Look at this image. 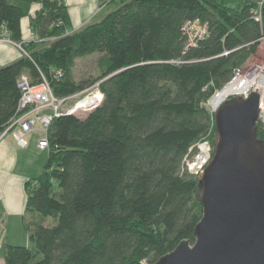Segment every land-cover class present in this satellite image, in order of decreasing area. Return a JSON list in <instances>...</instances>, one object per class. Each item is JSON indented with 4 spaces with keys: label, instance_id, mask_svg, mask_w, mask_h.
I'll return each instance as SVG.
<instances>
[{
    "label": "trees",
    "instance_id": "trees-1",
    "mask_svg": "<svg viewBox=\"0 0 264 264\" xmlns=\"http://www.w3.org/2000/svg\"><path fill=\"white\" fill-rule=\"evenodd\" d=\"M115 3L69 32L65 0H0V29L28 54L0 67V133L17 114L21 74L34 83L45 76L65 97L87 83L73 81L75 60L98 54L94 81L103 80L98 107L48 128L44 169L26 184L25 211L40 220L27 246H4L7 264H154L180 241H194L199 180L180 174V163L208 132L215 151L214 117L202 101L256 52L264 20L254 21L244 0ZM23 18L35 36L28 41ZM196 18L208 35L187 47L182 28ZM256 136L264 141L258 123Z\"/></svg>",
    "mask_w": 264,
    "mask_h": 264
},
{
    "label": "water",
    "instance_id": "water-1",
    "mask_svg": "<svg viewBox=\"0 0 264 264\" xmlns=\"http://www.w3.org/2000/svg\"><path fill=\"white\" fill-rule=\"evenodd\" d=\"M259 95L233 97L214 114L217 145L198 181L202 215L194 241L154 264H264V141Z\"/></svg>",
    "mask_w": 264,
    "mask_h": 264
},
{
    "label": "built area",
    "instance_id": "built-area-1",
    "mask_svg": "<svg viewBox=\"0 0 264 264\" xmlns=\"http://www.w3.org/2000/svg\"><path fill=\"white\" fill-rule=\"evenodd\" d=\"M114 1L125 4L129 0ZM244 1L253 5L249 10L250 17L262 25L264 0ZM182 29L187 38V47L194 46L208 35L207 24L197 18L186 21ZM260 39L264 41V36ZM0 40L15 44L24 56H28L20 43H15L9 38L4 25L0 29ZM54 77L60 79L62 72L55 71ZM99 83L100 81L89 88L65 97H57L53 94L50 83L45 76L40 75L39 80L34 83L28 74H21L18 79L20 98L17 105V114L7 128L0 133V139L11 133L16 144L24 148L27 145L26 137L28 134L34 132L36 126H39L43 129L44 135L38 140L37 147L40 150H48L47 131L52 120L60 115H84L98 107L103 100V93L98 86ZM252 92L259 95L257 123L264 126V59L260 62H249L245 66L233 68L230 78L205 100L203 106L214 117L220 105L226 100L233 97L245 99ZM209 133L190 145L181 160L180 174L194 179L202 176L214 153V146L209 140ZM1 247L2 243L0 242ZM0 264L7 263L0 259Z\"/></svg>",
    "mask_w": 264,
    "mask_h": 264
},
{
    "label": "crops",
    "instance_id": "crops-1",
    "mask_svg": "<svg viewBox=\"0 0 264 264\" xmlns=\"http://www.w3.org/2000/svg\"><path fill=\"white\" fill-rule=\"evenodd\" d=\"M65 4L71 23L69 32L103 18L116 8L112 0H65ZM36 8L33 6L30 12ZM21 29L24 41L35 37L27 18L22 19ZM21 57L23 53L15 44L0 40V67ZM27 137L24 148L16 144L11 133L0 139V259L6 245L27 246L29 234L40 220L38 214L25 211L26 184L43 171L48 152L37 147L43 137L39 127Z\"/></svg>",
    "mask_w": 264,
    "mask_h": 264
},
{
    "label": "rangeland",
    "instance_id": "rangeland-1",
    "mask_svg": "<svg viewBox=\"0 0 264 264\" xmlns=\"http://www.w3.org/2000/svg\"><path fill=\"white\" fill-rule=\"evenodd\" d=\"M223 1L226 2L227 5H230V6H235L239 2V0H223ZM112 4L115 6L118 5L115 2H112ZM263 20H264V10L262 9V23H263ZM99 56L100 55H98V54L86 55L84 57L76 59L74 62V66L72 69V79L76 83L83 82V81L87 82L85 85V88H83V89L89 88L91 85H94L95 83L98 82V81H94V80H96V78L99 76V73L97 70V61H98ZM263 59H264V41H261V39H260L256 52L254 54H252L251 56H249V58L247 59L248 60L247 63H249V62H260ZM247 63H245L243 66H245ZM99 81L101 83L103 80H99ZM100 83L98 85L99 88H100ZM204 101H205V99L202 102L204 103ZM203 103H202V105H203ZM86 114L87 113H85V115ZM60 116H62V115H60ZM83 116L84 115H80L78 117H83ZM52 122H53V120H52ZM50 125H49V127H50ZM37 127H39V126H37ZM39 129L43 132V135H44L43 129L40 127H39ZM35 134H37V133H35ZM26 141L28 142V137L26 138ZM199 179L200 178H197V180H199ZM200 194H201V189L198 188V195H200ZM45 224L52 225L53 224L52 219L47 217L45 220Z\"/></svg>",
    "mask_w": 264,
    "mask_h": 264
}]
</instances>
